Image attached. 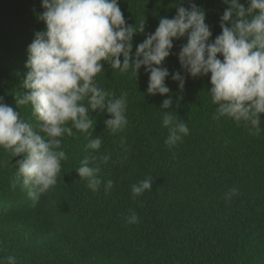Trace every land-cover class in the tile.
<instances>
[{"label": "trees", "instance_id": "trees-1", "mask_svg": "<svg viewBox=\"0 0 264 264\" xmlns=\"http://www.w3.org/2000/svg\"><path fill=\"white\" fill-rule=\"evenodd\" d=\"M193 3L205 12L214 42L229 6L223 0H118L126 26L144 22V31L133 36V54L161 18L171 19L178 7ZM240 3L247 9L248 0ZM43 11L42 0H0V97L34 126L31 106L16 100L30 92L24 87L25 49L35 33L46 30L38 19ZM186 43L187 37L173 40L161 65L169 72L165 95L147 93L150 73L144 66L135 77L101 61L99 84L116 97L128 93V126L113 135L104 123L110 115L91 113L101 149L86 152L88 140L79 132L65 136L68 159L56 186L35 205L27 190L11 186L23 155L0 149V264H7L8 256L17 264H264V130L252 135L250 125L213 119L211 74L193 78L182 69L179 52ZM177 72L185 79L182 90L172 79ZM169 97L171 108L161 109ZM164 111L189 127V135L171 149L164 143ZM121 138L130 151L123 150ZM89 152L98 159L111 153L100 173L104 182H114L107 194L103 185L93 193L78 174L79 161ZM148 176L152 190L133 198L131 185ZM233 188L239 194L227 198ZM132 212L136 224L126 223Z\"/></svg>", "mask_w": 264, "mask_h": 264}, {"label": "clouds", "instance_id": "clouds-1", "mask_svg": "<svg viewBox=\"0 0 264 264\" xmlns=\"http://www.w3.org/2000/svg\"><path fill=\"white\" fill-rule=\"evenodd\" d=\"M223 2L229 6L221 17L222 34L214 42H209L212 32L205 23V12L193 3L187 9L178 7L171 19L161 18L154 34L147 35L133 54V36L144 31V22L126 26L118 0H42L44 11L38 19L46 30L35 33L28 47L24 87L30 92L16 100L18 106H31L38 123L34 126L23 119L0 97V149L12 157H24L16 162L12 188L20 185L27 190L33 205L54 188L62 162L68 159L62 148L65 136L84 134L88 140L85 151H99L103 140L93 138L96 120L91 113L107 112L111 118L104 121L106 129L113 135L124 132L129 123L128 93L116 97L99 84L98 77L104 73L101 61L120 74L131 72L135 77L144 66L150 73L147 93L165 95L170 92L165 84L169 72L161 65L170 55L173 40L184 37L187 43L179 52L182 69L193 78L211 74L209 93L217 105L213 119L227 117L237 125H250V134L259 135L264 130L260 127V114L264 113V0H248L247 9L240 0ZM172 79L184 88L185 79L179 72ZM172 103L170 97L163 100L161 109H170ZM161 123L168 129L164 143L170 149L189 135L188 124L172 111L163 112ZM120 144L125 152L130 151L123 138ZM91 152L79 161L78 174L93 193L103 185L107 194L114 182H104L100 173L111 153L98 159ZM153 182L148 176L132 184V197L151 191ZM238 194L233 188L227 198ZM138 220L132 212L126 223ZM7 264H17L16 258L8 256Z\"/></svg>", "mask_w": 264, "mask_h": 264}, {"label": "rangeland", "instance_id": "rangeland-1", "mask_svg": "<svg viewBox=\"0 0 264 264\" xmlns=\"http://www.w3.org/2000/svg\"><path fill=\"white\" fill-rule=\"evenodd\" d=\"M33 40H34V39H33ZM33 40H28V42L26 43V44L28 45V47H29V45L33 42ZM28 47L25 49L26 52H28Z\"/></svg>", "mask_w": 264, "mask_h": 264}]
</instances>
